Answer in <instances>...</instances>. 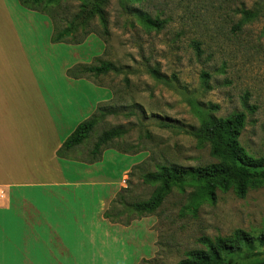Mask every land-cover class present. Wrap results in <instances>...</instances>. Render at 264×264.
Masks as SVG:
<instances>
[{"label": "rangeland", "instance_id": "obj_1", "mask_svg": "<svg viewBox=\"0 0 264 264\" xmlns=\"http://www.w3.org/2000/svg\"><path fill=\"white\" fill-rule=\"evenodd\" d=\"M6 1L26 43L31 78L42 85L64 82V69L82 62H111L119 70L85 75L109 88L88 91L86 101L107 94L112 100L100 106L112 113L70 150L72 159L63 153L70 186L22 191L36 209L56 215L46 221L60 228L52 235L38 216L26 239L0 236L14 258L27 257L29 264L64 258L68 264H178L187 252L206 249L202 238L264 232V186L245 198L233 189L217 191L214 202L195 212L186 210L193 189L174 188L156 211L135 209L158 188L146 176L160 167L214 163L209 146L191 133L208 114L225 119L244 113L241 145L254 157L263 155L264 0H86L87 13L81 0ZM64 30L70 36L53 43ZM112 129L124 134L92 154ZM63 247L71 257L62 255ZM256 253L264 259V245L226 254L223 264Z\"/></svg>", "mask_w": 264, "mask_h": 264}, {"label": "crops", "instance_id": "obj_2", "mask_svg": "<svg viewBox=\"0 0 264 264\" xmlns=\"http://www.w3.org/2000/svg\"><path fill=\"white\" fill-rule=\"evenodd\" d=\"M30 47L35 49L33 43ZM72 68L64 69L62 83L42 85L36 77L31 78L33 71L26 43L7 1L0 0V236L8 234L12 239L17 235L21 240L26 239L30 234V220L38 216L40 226L49 229L52 235L58 234L55 227L60 228L59 223L46 221L56 215L36 209L22 191L65 188L72 184L63 169L64 156L59 157L58 152L98 106L112 100L107 94H99L96 99L91 96L88 103V91L108 92L109 88L86 77H70L68 72ZM64 155L72 159L70 151ZM13 250L0 242V264H9L7 260L14 258ZM61 253L71 257L66 247L61 248ZM14 259L10 264L30 263L27 257ZM69 261L70 258H64L57 264Z\"/></svg>", "mask_w": 264, "mask_h": 264}, {"label": "trees", "instance_id": "obj_3", "mask_svg": "<svg viewBox=\"0 0 264 264\" xmlns=\"http://www.w3.org/2000/svg\"><path fill=\"white\" fill-rule=\"evenodd\" d=\"M28 1L39 4L44 0ZM81 1L83 12L87 13L89 6L86 0ZM19 2L21 3L20 0ZM30 10L37 11L33 8ZM92 12H97L95 6H92ZM244 14L246 16L247 12ZM68 35L70 36V31L64 30L52 38L53 43H63V37ZM118 71L113 63L103 62L98 66L81 64L70 69L68 73L74 79H81L86 74L103 75ZM111 113L112 111L107 106L97 107L95 113L97 115L94 114L75 129L63 143L58 155L61 156L65 151H70L84 143L99 120ZM245 125L246 115L242 112L225 119L209 114L204 116L199 127L191 128V133L199 145L209 146L210 155L215 160L214 163L195 168L176 165L160 167L158 174L146 176L147 182L159 183L158 188L148 202L135 205V209L144 213L156 211L174 188L193 189L186 210L195 212L204 202H214L217 191L226 192L233 189L237 197L245 198L250 189L263 187L264 151L262 156L254 157L241 145V135ZM123 134L124 131L119 129L104 132L93 146L92 154H98L102 146ZM200 241L206 245V249L187 252L185 258L178 264H223L226 254L242 252L245 248L253 247L255 244L264 245V232L254 236L243 230H237L230 238H216L215 240L202 238ZM239 264H264V259L261 258L260 253H256L247 256Z\"/></svg>", "mask_w": 264, "mask_h": 264}, {"label": "built area", "instance_id": "obj_4", "mask_svg": "<svg viewBox=\"0 0 264 264\" xmlns=\"http://www.w3.org/2000/svg\"><path fill=\"white\" fill-rule=\"evenodd\" d=\"M0 199H1V196H0Z\"/></svg>", "mask_w": 264, "mask_h": 264}]
</instances>
